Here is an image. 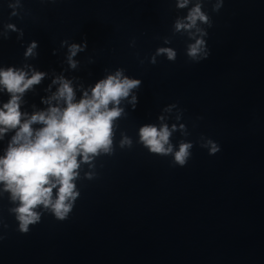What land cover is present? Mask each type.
<instances>
[{
    "label": "water",
    "instance_id": "95a60500",
    "mask_svg": "<svg viewBox=\"0 0 264 264\" xmlns=\"http://www.w3.org/2000/svg\"><path fill=\"white\" fill-rule=\"evenodd\" d=\"M197 2L212 24H199L210 53L199 62L187 55L194 40L174 29ZM218 2L19 0L13 9L16 0H0V68L46 74L24 94L22 112L47 109L42 99L56 92L58 76L72 82L77 101L117 70L141 81L121 101L112 154L81 165L66 220L41 208L40 222L21 233L8 194L0 195V264H264V0H223L212 11ZM85 42L70 68L68 45ZM159 48H172L175 60ZM8 99L0 90V107ZM162 123L177 126L174 151L193 142L186 166L139 142L140 127ZM12 135L0 139V156ZM125 135L131 148L120 147ZM201 137L220 151L209 155Z\"/></svg>",
    "mask_w": 264,
    "mask_h": 264
},
{
    "label": "clouds",
    "instance_id": "9594fccd",
    "mask_svg": "<svg viewBox=\"0 0 264 264\" xmlns=\"http://www.w3.org/2000/svg\"><path fill=\"white\" fill-rule=\"evenodd\" d=\"M189 3L190 0H177V7L183 9ZM19 6V0L9 5L13 9ZM222 6L223 0H219L213 5L212 11L219 12ZM202 8L203 3L197 2L183 19H177L174 26L175 32H187L189 38L194 40L187 47V55L196 62L207 59L210 54L202 38L207 32L199 24L209 27L212 24ZM11 15L17 13L13 11ZM7 28L16 31L12 24L7 25ZM62 44H67V41ZM36 47L37 43L31 42L25 57L33 56ZM86 47V42L83 45H68L67 61L70 68L77 67L73 58ZM156 54L166 55L170 61L176 58L172 48H159ZM152 63H155L154 57ZM45 75L35 69L29 74L25 68H0V90L9 95L8 101L0 107V139L14 131L4 155L0 156V195L8 194L9 202L14 205L9 211L18 221V231L24 234L29 232L30 225L40 222L41 208L50 211L59 221L68 218L80 196L76 181L80 178L81 165L91 164L101 153L112 154L115 121L124 113L120 107L121 101L126 100L132 90L141 85L139 79H129L122 70H117L99 80L90 93L84 91L77 101L72 82L58 76L52 81V84L58 85L56 92L42 99L48 105L47 109L31 114L22 112L24 94L34 85L40 84ZM130 103L135 108L137 97L132 96ZM171 107L165 111H171ZM180 118L177 117L178 120ZM163 119L160 117L161 121ZM34 124L42 127L33 128ZM177 130L175 124L171 128L164 123L159 127L146 124L139 129V142L150 153L171 155L173 167H184L192 156L194 144L182 139L178 150L174 151L170 137ZM179 130L187 135L184 124L179 126ZM201 140L200 146L207 148L209 155L220 151V146L212 139L201 137ZM125 146H132V140L126 135L120 141V147ZM85 175L92 179L91 173Z\"/></svg>",
    "mask_w": 264,
    "mask_h": 264
}]
</instances>
